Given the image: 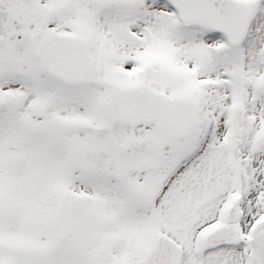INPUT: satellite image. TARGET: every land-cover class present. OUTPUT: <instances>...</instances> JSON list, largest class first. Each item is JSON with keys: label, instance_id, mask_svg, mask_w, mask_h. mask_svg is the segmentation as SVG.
I'll return each mask as SVG.
<instances>
[{"label": "snow or ice", "instance_id": "snow-or-ice-1", "mask_svg": "<svg viewBox=\"0 0 264 264\" xmlns=\"http://www.w3.org/2000/svg\"><path fill=\"white\" fill-rule=\"evenodd\" d=\"M0 264H264V0H0Z\"/></svg>", "mask_w": 264, "mask_h": 264}]
</instances>
